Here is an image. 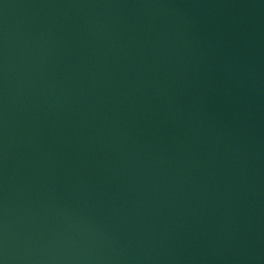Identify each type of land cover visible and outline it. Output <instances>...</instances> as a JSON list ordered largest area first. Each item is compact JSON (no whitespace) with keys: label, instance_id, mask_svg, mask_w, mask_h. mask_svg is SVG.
Returning a JSON list of instances; mask_svg holds the SVG:
<instances>
[{"label":"water","instance_id":"water-1","mask_svg":"<svg viewBox=\"0 0 264 264\" xmlns=\"http://www.w3.org/2000/svg\"><path fill=\"white\" fill-rule=\"evenodd\" d=\"M0 264H264V0H0Z\"/></svg>","mask_w":264,"mask_h":264}]
</instances>
